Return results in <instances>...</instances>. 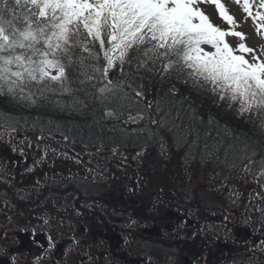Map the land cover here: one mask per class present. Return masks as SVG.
<instances>
[{
    "label": "snow or ice",
    "instance_id": "1",
    "mask_svg": "<svg viewBox=\"0 0 264 264\" xmlns=\"http://www.w3.org/2000/svg\"><path fill=\"white\" fill-rule=\"evenodd\" d=\"M230 4L236 5L242 19L230 11ZM247 22L264 36V0H0V95L24 106L51 96H67L71 104L82 105L77 94L90 90L86 94L104 108L106 117L119 119L122 110L136 107L137 117H129L135 122L151 108L148 101L140 109L146 101L144 86H134V81L144 79L139 75L143 72L161 80L181 79L225 102L238 115L264 117V47L258 51L248 46V35L239 30ZM56 106L61 107L60 101ZM4 126L17 131L7 120ZM240 153L242 158L236 156L232 167L239 160L241 172L252 175L264 189V160L253 174L251 166L257 162L248 155L246 144ZM256 197L264 200L260 192ZM255 211L264 231V208ZM253 221L249 216L245 222ZM229 222L224 216L222 226ZM26 223L32 227L20 231L31 235L42 252H54L58 239L52 234L51 219L37 216ZM136 224L130 217L127 227ZM71 243L78 246L81 241L73 237ZM0 256L8 253L0 248ZM3 264H16V257Z\"/></svg>",
    "mask_w": 264,
    "mask_h": 264
},
{
    "label": "trees",
    "instance_id": "2",
    "mask_svg": "<svg viewBox=\"0 0 264 264\" xmlns=\"http://www.w3.org/2000/svg\"><path fill=\"white\" fill-rule=\"evenodd\" d=\"M139 75L144 79L134 81V86L142 83L146 95L140 109H145L148 101L151 108L142 111L144 118L135 122L129 117H137L136 107L122 110L119 119L106 117L104 108L86 94L90 90L77 94L82 105L71 104V98L67 96H51L35 106H24L0 95V143L16 145V153L21 157L38 153L44 157L43 163H63L66 168L74 167L79 158V147L83 149L81 154L86 155L81 157L82 160L101 159L92 155L111 152L114 161H141L140 173L134 172L137 169L134 165H115L114 168L124 170L120 176L126 178L129 185H135L141 177L145 179L141 183V200L145 202L144 209L141 208V224L145 227L153 224L155 217L150 216H155L154 205L171 208L175 207L176 200L178 208L189 205L186 209H209L210 212L223 209L232 218L231 223L237 226L254 224L261 227L262 217L255 209L264 208V200L257 198L256 193L264 195V189L252 175L241 172L239 160L235 168L232 161L238 155L242 158L240 149L246 144L248 155L257 162L251 166L252 173L260 171L259 162L264 160V126L261 125L264 117L252 115L250 118L247 113L238 115L225 102L197 91L181 79L161 80L159 76L143 72ZM115 76L119 77V73ZM56 101H60L61 107L56 106ZM5 120L17 131L6 129ZM152 120L159 123L153 124ZM39 136L43 139L38 140ZM100 167L104 169V166ZM49 168L35 174L30 181L31 176L15 171L2 175L0 203L14 211L18 222L47 215L51 223L58 224L56 220L60 216L64 219L65 212L73 217L72 210L77 202L72 198L76 195L75 174L61 171L58 174ZM14 176L16 180L9 179ZM206 185L215 188L205 193L202 187ZM218 186L222 187L220 192L216 189ZM87 187L98 199L106 197V188L99 184L87 183ZM182 187L190 189L183 190ZM120 206L114 203L113 218L124 217L115 211ZM122 209L127 214L139 216L136 208L132 212L128 208ZM131 214L125 218L129 219ZM249 216L254 221L246 223ZM104 218L97 217L96 220ZM146 258L152 260L153 255H146Z\"/></svg>",
    "mask_w": 264,
    "mask_h": 264
},
{
    "label": "flooded vegetation",
    "instance_id": "3",
    "mask_svg": "<svg viewBox=\"0 0 264 264\" xmlns=\"http://www.w3.org/2000/svg\"><path fill=\"white\" fill-rule=\"evenodd\" d=\"M79 149V158L74 167H65L62 171L75 174L76 195L73 194L72 198H76L77 202L72 210L73 217H69V212H65L64 219H60L62 218L60 216L56 220L58 224L51 223L54 229L52 234L58 239L55 251L42 252L32 243L31 235L17 231L16 237L20 239L21 246H15L11 250L2 247L8 256L0 258L11 259L14 255L16 264H63L65 261L69 264H81L82 259L83 264H264V251L260 250L264 248V245H261V241L264 240L256 237L261 232V227L254 224L251 226L234 224L233 227L228 224V227H223V217L228 216L223 209L219 212H210L209 209H186L189 205L178 208L177 200L175 207L159 206L156 208L155 216H150L155 217L152 226L156 228V232L151 236L152 226L148 228L141 224V208L144 209L145 206V202L141 200L143 190L141 183L145 179L141 177L135 185H129L126 178L120 176L124 170L114 168L115 165H134L137 166L134 172L140 173L141 161H114L111 152L92 155L101 159L82 160L81 157L85 158L86 155L81 154V147ZM105 157L109 159L104 160ZM100 166H104V169ZM11 178L17 179L15 176L9 179ZM1 180L3 181L4 177L0 174ZM87 183H95L96 186L99 184L101 188H106V197L98 199L91 188L87 187ZM214 188L202 187V191L205 190L207 193ZM175 189L178 192V188ZM216 189L220 192L222 187L218 186ZM114 203L121 205L115 211L124 217H112ZM123 207L128 208L130 212L136 208L139 216L129 213L132 219L137 220V224L132 228L127 227L129 219L125 217L129 214L122 209ZM13 212L10 210V213ZM102 216L105 218L96 220ZM228 217L231 222L232 218ZM28 220L35 221L33 218ZM181 223L184 224L183 228L178 227ZM25 226L32 227L31 224ZM57 226L58 231L55 230ZM242 229L250 232L247 240L240 239ZM73 237L81 241L78 246L71 243ZM37 238L42 240L43 236ZM30 255H32L30 261L23 262ZM146 255H153L152 260L147 259Z\"/></svg>",
    "mask_w": 264,
    "mask_h": 264
},
{
    "label": "rangeland",
    "instance_id": "4",
    "mask_svg": "<svg viewBox=\"0 0 264 264\" xmlns=\"http://www.w3.org/2000/svg\"><path fill=\"white\" fill-rule=\"evenodd\" d=\"M229 8L231 12L236 13L239 19H242V16L240 15V12L235 4H230ZM239 30L245 32L248 35L249 39L246 41L248 46L254 47L258 51L261 49V47H264V36L256 34L255 25H253L251 22L242 23ZM13 148L16 149V145L14 144L6 145L0 143L1 176L2 175L6 176V174H8L7 173L8 171H15L23 176H27V177L31 176V178L29 177V181H30L35 174L43 173L45 168H49L48 165L52 167L49 168L50 169L49 171H53L54 173H58V174L60 171L62 172L65 169L63 163H57V162L56 164H54V162L43 163L42 162L43 159H41L42 156H39L38 153L32 155H23L21 157L16 153V150L13 151ZM81 150L83 152V149ZM38 160L39 161L41 160L42 163L41 162L36 163V161ZM29 168H31V171L28 170ZM207 185L204 187H208ZM10 210L12 209H9L4 203H0V234H5L7 237L6 239L0 237V247H7L9 250L14 249L15 246H21L19 242L20 239L16 237L17 233L15 232L25 227V225H27L26 222H28L26 220H23L22 222H18L14 212L12 214L10 213ZM229 225H231L232 227L235 226L234 223L231 222H229ZM150 232H151L150 233L151 236H153L152 233L156 232V228H154V225L150 228ZM29 258H32V255L26 257L25 261L23 262L30 261Z\"/></svg>",
    "mask_w": 264,
    "mask_h": 264
},
{
    "label": "water",
    "instance_id": "5",
    "mask_svg": "<svg viewBox=\"0 0 264 264\" xmlns=\"http://www.w3.org/2000/svg\"><path fill=\"white\" fill-rule=\"evenodd\" d=\"M241 233V238L240 239H244L247 240L250 237V232L248 230L242 229L240 231ZM258 239H263L264 240V231L261 232L259 235L256 236ZM4 260H1V263L3 264Z\"/></svg>",
    "mask_w": 264,
    "mask_h": 264
}]
</instances>
